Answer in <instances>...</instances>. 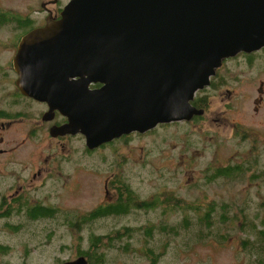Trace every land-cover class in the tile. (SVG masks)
<instances>
[{"label":"water","instance_id":"95a60500","mask_svg":"<svg viewBox=\"0 0 264 264\" xmlns=\"http://www.w3.org/2000/svg\"><path fill=\"white\" fill-rule=\"evenodd\" d=\"M263 46L264 0H69L21 35L12 64L21 92L67 114L61 131L94 148L202 114L191 100L223 59Z\"/></svg>","mask_w":264,"mask_h":264},{"label":"rangeland","instance_id":"374dc122","mask_svg":"<svg viewBox=\"0 0 264 264\" xmlns=\"http://www.w3.org/2000/svg\"><path fill=\"white\" fill-rule=\"evenodd\" d=\"M27 1L0 0V7L19 12ZM19 33L9 25L0 26V66L8 64L10 48L19 39ZM244 54L248 53L243 52L236 58L228 59L222 67L220 65V70V67L216 68L212 83L209 81L203 92L210 94V99L199 121L190 119L184 123L185 119L175 120L177 122L168 127L156 125L152 131L141 132L144 133L141 135L133 132L127 145L119 141L110 143L104 151L103 161L94 163L88 155L82 154L84 139L79 136L63 141L50 140L43 126H38L39 130H31L37 122L9 119L7 132H2L6 140L0 144V147L5 148L0 152V190H4L8 196L12 192H20L23 193L22 199L33 202L37 198L47 204L72 208L82 213L102 202L106 194L105 200L113 194L110 190L105 193L104 183L112 159H116L117 153L121 152L125 166L127 163L131 168V181L141 195L148 196L159 184H166L161 188L175 189L188 198L239 196L243 190L250 189L251 184L247 179H222L221 183L205 185L203 169L208 163L222 164L227 159L236 160L247 156L253 138H256L255 146L264 160V100L261 104L253 101L259 95L257 89L260 79L264 80V67L258 66L260 60L264 64V59L259 56L247 58ZM220 72L229 80L228 83L222 84L224 79ZM3 82L8 84L4 87L11 86L10 81ZM256 105L257 110L254 109ZM239 122L250 130V140L241 141L234 135V125ZM114 147L116 153L111 152ZM75 158L81 161H75ZM161 172L165 177L170 174L171 180L165 177L158 179ZM23 217L29 220L25 212ZM143 221V218L133 221L130 216L124 219V223L128 224ZM34 222L51 227L48 245L41 238L30 241L22 234H15L12 238L9 229L2 227L0 220V243L6 249L10 247L0 255V260L15 264H53L55 250L61 259L74 258L75 240L69 235L73 228L60 222L56 224L50 219ZM63 234L67 235L59 239ZM26 242L28 254L23 256L22 245ZM238 243L236 237L220 244L213 240L200 242L183 251L179 258L173 257V263H241L243 255L240 260L236 256ZM80 246H83V242ZM160 263L163 264L164 260ZM132 264L149 263L137 258Z\"/></svg>","mask_w":264,"mask_h":264},{"label":"trees","instance_id":"16d2710c","mask_svg":"<svg viewBox=\"0 0 264 264\" xmlns=\"http://www.w3.org/2000/svg\"><path fill=\"white\" fill-rule=\"evenodd\" d=\"M0 9L3 8L0 7ZM16 17L17 14H12L8 10H0V26L8 24ZM240 53L227 57L223 61L236 58ZM244 55L248 56L247 58L259 56L263 59L264 46ZM258 66L264 67L261 60ZM221 67L218 69L220 70ZM222 77L224 79L222 84L229 82L223 74ZM100 85L98 82L90 84L91 87ZM205 88L206 86L197 90L191 100L193 105L204 110L209 103L203 93ZM200 117V114H194L190 119L199 121ZM188 120L184 123L189 122ZM175 122L177 121L162 122L157 125L168 127ZM154 127L148 131H152ZM183 130L186 131V129ZM133 132L139 135L146 133V131L144 133L132 131L112 141L116 140L115 142L119 141L127 145ZM233 132L241 141L251 138L250 130L241 123L234 125ZM189 135L188 133L187 136ZM255 139L252 140L247 156L236 160L227 159L222 164L208 163L203 169L205 185L221 183L222 179H247V182L251 184L250 189L243 190L239 196L188 198L175 189L161 188L166 184H159L157 189L148 196L141 195L129 176L131 168L127 163L125 166L122 160L124 155L118 152L116 162H111L107 180L108 187L114 189L116 193L114 199L107 205L75 216V211L69 208L40 203L29 207L33 203L31 200L13 199V203L19 202V204L9 209L7 215L12 219L2 220V227L9 229L12 238L15 234H22L26 235L30 241L41 238L45 241L44 244L48 245L51 241V227L41 223L35 224L34 221L50 219L56 224L60 222L64 226L73 228L69 235L75 240L74 257L82 254L86 257L88 264H132L137 258L144 259L149 264H161V260H164L163 264H174L173 257L179 258L183 251L195 244L209 240L220 244L233 237L238 238L239 241L236 256L240 260L243 255L242 262L237 264H264V160L255 146ZM112 141L107 143L110 144ZM111 152H115V147L111 149ZM161 177H165L163 172L158 179ZM165 178L171 180V175ZM23 208L29 210L26 212L29 220L24 219L21 213ZM122 215L130 216L133 221L139 218H143L144 221L137 224L120 223V226H116L119 224L118 218ZM169 216L172 218L170 219ZM98 229L106 233L97 234ZM65 235L67 234L61 235L59 239ZM28 242L22 245L23 256L28 254L26 249ZM81 242L83 246H80ZM65 246L69 247V245ZM9 248L6 249L0 243V255ZM53 256V264H59L64 260L58 257L56 250ZM0 264L15 263L0 260Z\"/></svg>","mask_w":264,"mask_h":264},{"label":"flooded vegetation","instance_id":"af4514ba","mask_svg":"<svg viewBox=\"0 0 264 264\" xmlns=\"http://www.w3.org/2000/svg\"><path fill=\"white\" fill-rule=\"evenodd\" d=\"M68 1L69 0H28L25 3V6L21 8L19 12L11 8H3L0 10L1 11L8 10L12 14H17V17L6 25H9L10 27L18 31L23 30L22 33L18 37L20 38L22 34H24L25 32L33 28H38L40 26H43L46 22L57 20L60 17L61 11L63 10V8L65 7ZM16 27H19V28H16ZM18 41L19 39L10 48L11 57L8 60V64L5 66H0V100H1L0 101V144L4 143L6 140L2 132L4 131V134L7 132L8 130L7 125L10 122L9 119L21 118V119H27L30 121H35L38 123L37 125H33L31 127V130L33 129L39 130L38 126H43V128L47 130V134L49 135L50 140L55 139L56 141L58 140L63 141L65 139H72L73 137H78V136L83 138L84 145L82 147V151H83L82 154L88 155L94 163L95 161H103V158H105L104 151H106V148L109 145L107 142L101 143L100 145L94 148H88L85 144V137L83 133H81L80 131H77V132L61 131V127L64 124H67L69 122V119L59 108H54L52 111L48 112L49 105L46 101L35 99L29 95H26L22 93L21 90L17 87V85L15 84L17 73L15 72L13 68L12 59H13V55L16 52ZM213 76L210 78V83H212ZM4 80L10 81L11 86L4 87L8 85L7 83L3 82ZM257 91L259 95L253 101L254 103L261 104L264 100V80L260 79L259 87ZM204 94L206 95V99L209 101L210 94H206V93ZM257 108H258V105L254 107L255 110H257ZM47 112L48 114H46ZM45 115H50V118H46ZM2 150H5V148L0 147V152ZM115 150H116V147H115ZM112 153H116V151ZM75 161H81V160L80 158H75ZM112 162H116V159L113 158ZM109 175H110V167H109ZM109 175L106 177V182L104 183V187H105V193H108L109 190L113 192L111 197L105 200V198L107 197V194H106L102 202L98 203L94 207L82 213L75 209L69 208L75 211V214H74L75 216L85 214L86 212L94 208L96 209L100 206H105L107 205V203H109L111 200L114 199L116 192L114 189H110L107 185V180H108ZM22 197H23V193H20V192L17 194H15V192H12V194L8 196L4 190L2 189L0 190V220L11 218L7 215V213L9 212V209L12 207H15V205L18 206L19 204V202L13 203V199L22 200ZM36 203H40L42 205L57 206L49 202H48L49 204H47L44 201L36 198L29 207H33ZM57 207H60V206H57ZM60 208H63V207H60ZM28 211L29 210H25V208L21 209L22 214ZM106 216H100V217H106ZM125 217H126L125 215L120 216L118 218V223L119 224L124 223ZM169 217L170 219L172 218V216H169ZM105 233L106 231L104 230H100V229L97 230V234H105Z\"/></svg>","mask_w":264,"mask_h":264},{"label":"bare ground","instance_id":"6f19581e","mask_svg":"<svg viewBox=\"0 0 264 264\" xmlns=\"http://www.w3.org/2000/svg\"><path fill=\"white\" fill-rule=\"evenodd\" d=\"M256 50H258V49H256ZM251 51H254V50H251ZM251 51H244V50H242V51H240V52L250 53ZM216 68H217V67H216ZM216 68H215V72H214L213 74H210V76H209V81H210V77L213 76V75L216 73ZM208 84H209V83H208ZM208 84H207V85H208ZM64 114H65V113H64ZM65 115H66V116L68 117V119H69V116H68L67 114H65ZM62 127H63V126H62ZM62 127H61V129H63ZM120 136H121V135H119L118 137H120ZM118 137H114L113 139H115V138L118 139ZM105 143H106V142H105Z\"/></svg>","mask_w":264,"mask_h":264}]
</instances>
